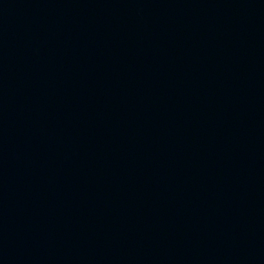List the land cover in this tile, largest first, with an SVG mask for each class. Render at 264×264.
Listing matches in <instances>:
<instances>
[{
  "label": "water",
  "instance_id": "95a60500",
  "mask_svg": "<svg viewBox=\"0 0 264 264\" xmlns=\"http://www.w3.org/2000/svg\"><path fill=\"white\" fill-rule=\"evenodd\" d=\"M0 264H264V0H0Z\"/></svg>",
  "mask_w": 264,
  "mask_h": 264
}]
</instances>
